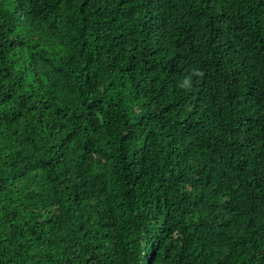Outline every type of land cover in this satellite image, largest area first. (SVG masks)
Instances as JSON below:
<instances>
[{
    "label": "trees",
    "instance_id": "16d2710c",
    "mask_svg": "<svg viewBox=\"0 0 264 264\" xmlns=\"http://www.w3.org/2000/svg\"><path fill=\"white\" fill-rule=\"evenodd\" d=\"M0 264H264V0H0Z\"/></svg>",
    "mask_w": 264,
    "mask_h": 264
}]
</instances>
